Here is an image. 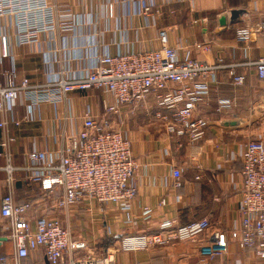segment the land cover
Listing matches in <instances>:
<instances>
[{
  "label": "crops",
  "instance_id": "1",
  "mask_svg": "<svg viewBox=\"0 0 264 264\" xmlns=\"http://www.w3.org/2000/svg\"><path fill=\"white\" fill-rule=\"evenodd\" d=\"M57 7L67 5L73 12L82 14L81 25L75 30L57 26L53 33L41 36L38 44L14 48L0 63V82L14 68L31 82H41L44 75V57L53 56L59 64L78 57L91 37L100 51L113 55L117 52L137 53L158 47L157 32L165 31L167 42L175 48L180 58H193L219 68L215 81L209 85L208 94L199 100L195 115L208 121L202 140L203 154L200 170H195L187 157V141L165 131L156 118V107L149 99L123 107L112 123L121 129L136 145L135 156L145 160L147 167L135 177L137 194L131 201L127 223L126 214L117 207L90 214L81 211H55L63 224L72 232V223L87 215L101 221L95 233L82 236L89 247L95 241V249L104 251L115 246L122 234L149 233L163 220H175L184 224L200 218H208L212 229L228 231L237 228L238 204L241 197L240 153L246 141L264 137V81L258 79L254 62L264 57V0H50ZM153 3L157 12L149 15L143 8ZM111 6V17L104 15L105 5ZM239 10L238 17L230 20V12ZM225 24H219V18ZM249 27L252 35L244 50L235 42V30ZM90 42V44H92ZM84 45V46H83ZM54 53V55H52ZM51 58V57H50ZM229 69L243 75L239 88L231 83ZM228 100L230 107L216 112L219 100ZM111 98L97 91L72 92L58 105H39L32 120L24 121L20 129L8 124V135L15 142L6 150L12 154L14 167L12 196L17 203H30L28 216L37 217L51 211V203L43 202L40 187L28 181L23 168L25 154L33 149L54 152L65 146L66 137H74L79 123L74 120L88 107L93 114H101L104 104ZM23 105L16 106L14 118L23 120ZM111 120V119H110ZM5 135L0 130V142ZM5 157H0V201L8 193ZM182 171V186L172 189V169ZM199 176V180H194ZM165 204L159 206V201ZM153 209L150 221L143 224L140 208ZM93 217V218H94ZM92 225V224H91ZM9 221L0 216V257L12 258L15 247L9 238ZM75 237V236H74ZM80 239V237H77ZM114 241V245H112ZM110 242L109 245H107ZM209 242L206 236L169 247L151 248L141 252L114 254V264H199V259ZM89 249V248H88ZM101 252V253H102ZM85 252H77L80 257ZM67 259V257H66ZM216 264H264L252 249H239L229 242L228 253ZM214 263V264H215ZM2 264V263H0ZM22 264H48L44 250L32 252Z\"/></svg>",
  "mask_w": 264,
  "mask_h": 264
},
{
  "label": "built area",
  "instance_id": "2",
  "mask_svg": "<svg viewBox=\"0 0 264 264\" xmlns=\"http://www.w3.org/2000/svg\"><path fill=\"white\" fill-rule=\"evenodd\" d=\"M155 12L151 2L143 8L145 15ZM104 15L111 17L110 4L105 5ZM81 17L82 14L73 12L67 5L57 7L50 0H0V63L9 56L11 46L38 44L41 36L51 35L57 26L78 29ZM261 32L264 34V29ZM251 35L249 27H238L235 42L246 50ZM86 39L90 49H81V55L63 64L53 56L44 57L41 82H31L14 68L7 73L5 83L0 82V130L5 135L0 142V157L6 159L4 171L8 184V193L0 201V216L9 221V238L15 247V255L0 257V263L22 264V259L42 248L48 264H114V254L118 251L169 247L200 236H206L209 246L199 264H214L224 257L229 242L239 249H252L264 263V137L246 141L240 153L242 186L237 228L212 229L205 217L184 224L168 219L149 233L122 234L115 246L105 248L98 255L94 254L95 241L89 247L85 240L72 237L55 211L78 210L90 214L102 206L117 207L126 214L125 222H132L128 214L137 194L135 177L147 163L135 156L136 145L109 119L111 115H119L123 107L149 99L165 131L186 139L187 157L195 170L201 169L202 140L208 121L196 116L194 111L199 100L208 94L219 68L193 58H180L175 48L168 45L162 30L157 32L156 49L137 53L111 55L100 51L91 37ZM253 64L258 79L264 81V57ZM228 73L232 85L239 88L243 75H236L234 69ZM75 91H97L108 95L111 103L104 104L100 115L91 113L88 107L82 110L74 118L79 123L76 135L66 137L63 148L51 153L33 149L25 154L23 170L28 181L50 195L51 203L50 212L31 218L28 216L31 204L17 203L12 196L14 167L10 163L12 154L6 148L16 138L8 135V124L20 129L22 122L32 120L39 105L58 106ZM19 105L26 111L23 120L14 118V109ZM229 107L228 100H219L216 112ZM181 177L180 169H172L171 181L166 185L180 189ZM194 180H199V176ZM158 204L162 206L165 201L162 199ZM139 214L147 225L153 209L143 206ZM77 252L85 253L77 257Z\"/></svg>",
  "mask_w": 264,
  "mask_h": 264
},
{
  "label": "rangeland",
  "instance_id": "3",
  "mask_svg": "<svg viewBox=\"0 0 264 264\" xmlns=\"http://www.w3.org/2000/svg\"><path fill=\"white\" fill-rule=\"evenodd\" d=\"M100 115V114H99ZM112 116V115H111ZM109 117V119H111V121H113V117ZM116 115H114V117H115ZM159 123H161L162 124V121L161 120H159ZM48 196H50V195H48L47 193H46V195H44L43 196V202H47V203H49V201H50V199H49V197ZM99 209H101V212H103V211H105L106 210V208H104L103 206L102 207H99V208H96V210H95V212H97L98 213V210ZM55 214L57 215V213L55 212ZM94 214L93 215H87V217H83L82 219V221H81V219L80 220H78V221H76V222H73L71 225H72V237L74 238V239H79V238H77V237H80V239L81 238H83V237H85V236H82L83 235V233L84 234H87L88 232H94L95 233V229H97V228H99V227H101V225H100V223H101V221L100 220H98V218L97 217H94ZM92 224V225H91ZM75 236V237H74ZM110 244V242L107 244V245H109ZM112 245H114V241H113V243H112ZM94 254L95 255H98V254H100V249H95L94 250Z\"/></svg>",
  "mask_w": 264,
  "mask_h": 264
},
{
  "label": "water",
  "instance_id": "4",
  "mask_svg": "<svg viewBox=\"0 0 264 264\" xmlns=\"http://www.w3.org/2000/svg\"><path fill=\"white\" fill-rule=\"evenodd\" d=\"M240 13L239 10H233L230 12V20L231 21H234L237 17H238V14ZM219 24L220 25H224L225 24V18L223 16H221L219 18Z\"/></svg>",
  "mask_w": 264,
  "mask_h": 264
}]
</instances>
